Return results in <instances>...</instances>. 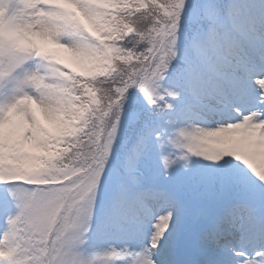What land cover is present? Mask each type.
I'll list each match as a JSON object with an SVG mask.
<instances>
[{"label": "snow or ice", "instance_id": "6c2138e0", "mask_svg": "<svg viewBox=\"0 0 264 264\" xmlns=\"http://www.w3.org/2000/svg\"><path fill=\"white\" fill-rule=\"evenodd\" d=\"M0 264H264V0H0Z\"/></svg>", "mask_w": 264, "mask_h": 264}]
</instances>
